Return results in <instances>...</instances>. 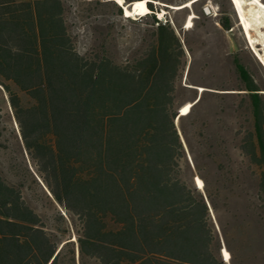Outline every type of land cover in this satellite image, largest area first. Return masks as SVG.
I'll list each match as a JSON object with an SVG mask.
<instances>
[{"label":"trees","instance_id":"trees-1","mask_svg":"<svg viewBox=\"0 0 264 264\" xmlns=\"http://www.w3.org/2000/svg\"><path fill=\"white\" fill-rule=\"evenodd\" d=\"M79 1L0 0V85L32 180L56 210L44 217L0 173V264H228L223 247L230 264H264V251L237 262L231 247L253 220L264 230V86L227 38L238 26L231 0L214 13L204 0H148L134 20L116 4L143 26L120 61L107 38L78 50L69 19ZM161 9L173 15L163 21ZM209 34L222 73L207 70L222 64L214 53L197 67Z\"/></svg>","mask_w":264,"mask_h":264},{"label":"rangeland","instance_id":"rangeland-1","mask_svg":"<svg viewBox=\"0 0 264 264\" xmlns=\"http://www.w3.org/2000/svg\"><path fill=\"white\" fill-rule=\"evenodd\" d=\"M187 1L188 0L185 2ZM215 1H220L222 3V8L225 11L228 10L229 3L225 0H204L203 11L206 13H214L216 11ZM253 3H255L253 0H243L246 17L251 21L252 25V43L264 56V23H256L254 15L257 12L258 6ZM116 4L115 0H93L92 2L91 0H80L73 4V13L69 19V23L76 37L77 48L81 53L88 52L92 46L95 45L96 39L102 37L108 39V51L117 60L120 61L130 54L132 50V42L130 39L138 36L143 26L121 19L118 16ZM160 5L164 6L166 4L160 3ZM198 10H200V7ZM141 15L143 14H136L130 17L134 20ZM171 15H173V12L161 9L157 17L164 21L166 17ZM176 18L179 21L182 20L181 15H176ZM262 20H264L263 15L260 16V21ZM113 24L115 25L114 29H112ZM114 37L118 38L116 42L113 41ZM206 38V47L201 45L196 46V55L198 59L197 67L200 68L205 63L201 57L202 53H214L215 59L221 60L222 64L217 65L216 68L213 63L206 64V66H208L207 70L217 69L222 73L225 70V66L222 61L223 58L220 49L218 50L217 48V39L211 34L207 35ZM227 38L239 49L241 59L248 67L253 77L264 86V64L256 56L248 43L239 20L238 26L233 32L227 35ZM12 89L18 93L24 105L31 102V99L16 87L12 86ZM234 145L233 143V145H229V147L234 148ZM32 171V162L20 138L18 125L9 102V93L0 85V173L9 181L24 184L25 191L30 194L37 211L46 218L54 219L56 217V210L33 182L30 174ZM58 208L61 213H64L60 207ZM255 221L256 220H253L250 228L246 230L247 235L245 243H243L242 240L239 241L237 237L232 238L231 247L237 262L245 255L244 251H250L253 255H259L261 251H264V230L258 226ZM48 225L50 226L51 223H48ZM243 246H245L246 250H242L244 248ZM261 262V260L257 261L259 264Z\"/></svg>","mask_w":264,"mask_h":264},{"label":"bare ground","instance_id":"bare-ground-1","mask_svg":"<svg viewBox=\"0 0 264 264\" xmlns=\"http://www.w3.org/2000/svg\"><path fill=\"white\" fill-rule=\"evenodd\" d=\"M115 1H116V3L118 5H121L125 9L124 10V12H125L124 16L130 17V16H134L136 14H145V13L150 12V10L147 7V1L148 0H135L134 2L130 3V4H133V8L132 9H129L127 7L130 4H128V5L124 4V0H121L120 3H118L117 0H115ZM191 1L192 0H189L186 3H184L183 5L172 6V7H175L176 9L182 8V7H188L190 5ZM231 2H232V5L234 6L236 14L238 15V20L240 21V25L242 26L243 32L245 34V37L248 40V43L252 47V49L255 52L256 56L264 64L263 60L260 58V56L258 54L257 48L254 47V45L252 43V39H253L252 35H251L252 25H251V21L246 17V12H245V8H244L243 0H238V2H236V3H234V0H231ZM253 4H257V6H258L257 12L254 15V19H255L256 23L257 24L264 23V20L260 21V16H262V15L264 16V2H262L261 0H258V2H255ZM138 5H142V6H138ZM253 10H254V8H253ZM255 11H256V9H255ZM192 17H193V15L189 16V18L187 20L186 28L191 26ZM198 89H199V91H202V90H204V87H198ZM191 105H192V103H186L183 106H181L180 115L188 114V112L190 111ZM195 184H196L197 188H199L200 190H203L204 183H203V180L200 177H198V176L195 177ZM221 254L223 256L224 261L230 264L231 254L225 247H223V249L221 251Z\"/></svg>","mask_w":264,"mask_h":264},{"label":"water","instance_id":"water-1","mask_svg":"<svg viewBox=\"0 0 264 264\" xmlns=\"http://www.w3.org/2000/svg\"><path fill=\"white\" fill-rule=\"evenodd\" d=\"M121 6V5H120ZM164 6H167V5H164ZM122 7V6H121ZM129 9H132L133 8V4H130V5H128L127 6ZM123 8V7H122ZM170 8H172V9H176V8H174V7H170ZM124 9V8H123ZM125 10V9H124ZM125 13V12H124Z\"/></svg>","mask_w":264,"mask_h":264},{"label":"snow or ice","instance_id":"snow-or-ice-1","mask_svg":"<svg viewBox=\"0 0 264 264\" xmlns=\"http://www.w3.org/2000/svg\"><path fill=\"white\" fill-rule=\"evenodd\" d=\"M118 3L121 2V0H117ZM238 2V0H234V3ZM253 2H258V0H253ZM138 6H142V5H138Z\"/></svg>","mask_w":264,"mask_h":264}]
</instances>
